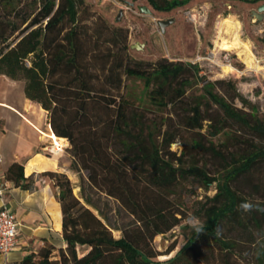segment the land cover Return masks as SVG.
Instances as JSON below:
<instances>
[{
  "label": "trees",
  "instance_id": "trees-1",
  "mask_svg": "<svg viewBox=\"0 0 264 264\" xmlns=\"http://www.w3.org/2000/svg\"><path fill=\"white\" fill-rule=\"evenodd\" d=\"M147 1L169 12L192 0ZM88 12L85 0H0V76L22 82L24 96L47 112L53 141H69L79 179L76 195L66 173H42L56 190L64 247L46 242L18 264H264V211H241L249 200L235 187L254 173L264 179V117L233 80L206 81L188 94L197 66L135 60L128 30ZM133 78L154 107L167 110L160 124L127 97ZM178 136L184 149L210 159L185 162L184 151L170 149ZM4 177L24 190L34 185L23 163ZM190 178L206 188L215 183L197 213L204 232L193 228L159 259L175 245L161 253L155 237L190 218L168 192ZM111 199L133 217L119 238L107 223Z\"/></svg>",
  "mask_w": 264,
  "mask_h": 264
},
{
  "label": "rangeland",
  "instance_id": "rangeland-1",
  "mask_svg": "<svg viewBox=\"0 0 264 264\" xmlns=\"http://www.w3.org/2000/svg\"><path fill=\"white\" fill-rule=\"evenodd\" d=\"M85 2L89 7V15L104 19L111 26L128 30L129 53L133 59L151 62L167 59L175 63L194 64L198 68V73L192 74L193 86L187 88L188 94L200 93L206 81L233 80L243 96L264 117V11L258 10L259 6L264 4V0L256 3L240 0H192L189 4L169 12L154 10L147 0H85ZM142 6H146L152 13L141 11ZM168 19H173V22L162 32L158 21ZM235 38L239 40V48L222 50L223 41H233ZM135 45L139 48L137 49ZM196 80L198 81L195 84ZM126 85L127 97L136 105L146 107L148 111H145V115L150 119H158L160 124L162 117L168 115L167 110L157 109L149 102L144 94L143 81L133 78L126 80ZM140 96L143 97L140 99ZM0 100L12 104L13 107L8 104L2 105L17 109L23 114L31 112L44 119L47 115L38 105L25 98L22 82L6 76H0ZM27 108L29 112H25L24 109ZM5 109L8 108L0 106V117L5 114ZM5 115L8 119L7 132L12 133L14 127L9 122L11 116L9 113ZM159 126L162 131L165 129ZM40 132L44 134L42 130ZM45 135L53 141L51 132ZM54 144L59 146L55 142ZM170 149L176 152L177 156L184 151L185 162L194 161L199 166L202 165L204 158L210 159L190 148L184 149L179 136L171 144ZM1 166H4L3 162ZM208 169L209 175H214L216 167L212 161L209 162ZM68 173L74 185V193L79 195L78 176L72 170ZM235 187L249 201L264 202V179L261 174L245 176L235 184ZM215 192V183L206 188L202 182L190 178L180 181L168 195L187 212L188 217L198 218L197 213L201 206ZM105 208L110 216L107 223L112 227L114 236L119 238L121 236L119 228L129 224L133 217L120 208L114 199H111ZM192 230L193 227L187 220L168 233L157 235L154 246L161 253L175 245L170 254L161 255L159 259L173 255L185 243Z\"/></svg>",
  "mask_w": 264,
  "mask_h": 264
},
{
  "label": "crops",
  "instance_id": "crops-1",
  "mask_svg": "<svg viewBox=\"0 0 264 264\" xmlns=\"http://www.w3.org/2000/svg\"><path fill=\"white\" fill-rule=\"evenodd\" d=\"M2 104H12L0 100V106L8 108L5 109V114L9 113L11 116L9 122L14 131L7 132L8 119L5 114L2 115L0 176H4L11 164L19 162L24 164L25 177L34 179L33 187L27 190L16 187L5 179L7 187L0 196V207L7 206L12 209L19 223L17 246L7 256L0 254V264H18L24 256L36 252L46 242L56 247H64L61 235V208L56 190L53 180L42 173L54 171L69 174L72 157L68 152L70 144L66 138L59 137L66 140V146H57L45 135L52 132L47 115L44 119L31 112L23 114ZM24 110L29 112L28 108ZM2 162L4 166H1Z\"/></svg>",
  "mask_w": 264,
  "mask_h": 264
},
{
  "label": "built area",
  "instance_id": "built-area-1",
  "mask_svg": "<svg viewBox=\"0 0 264 264\" xmlns=\"http://www.w3.org/2000/svg\"><path fill=\"white\" fill-rule=\"evenodd\" d=\"M7 181L0 176V196L4 194ZM19 223L12 211L7 206L0 207V254L9 255L18 243ZM6 264V263H3Z\"/></svg>",
  "mask_w": 264,
  "mask_h": 264
},
{
  "label": "clouds",
  "instance_id": "clouds-1",
  "mask_svg": "<svg viewBox=\"0 0 264 264\" xmlns=\"http://www.w3.org/2000/svg\"><path fill=\"white\" fill-rule=\"evenodd\" d=\"M239 208L241 211L244 212H251L253 210H259V211H264V209H260L258 208L256 205H254L253 203L249 202V201H242L239 205ZM188 223L191 227H193L195 229V231L197 233H203L204 229H205V225L202 221H200L198 218L196 217H190L188 219Z\"/></svg>",
  "mask_w": 264,
  "mask_h": 264
},
{
  "label": "water",
  "instance_id": "water-1",
  "mask_svg": "<svg viewBox=\"0 0 264 264\" xmlns=\"http://www.w3.org/2000/svg\"><path fill=\"white\" fill-rule=\"evenodd\" d=\"M259 11H264V4L263 5H260L259 8H258ZM141 11L145 12V13H148V14H151L152 11L150 9H148L146 6H142L141 7ZM118 18H120V15L118 16ZM171 22H173V19H168V20H159L158 21V24L160 25L161 27V31L164 32L165 31V28L167 25H169ZM135 47L138 49V45Z\"/></svg>",
  "mask_w": 264,
  "mask_h": 264
},
{
  "label": "bare ground",
  "instance_id": "bare-ground-1",
  "mask_svg": "<svg viewBox=\"0 0 264 264\" xmlns=\"http://www.w3.org/2000/svg\"><path fill=\"white\" fill-rule=\"evenodd\" d=\"M221 48L225 50H233L239 48V40L236 38L233 41H223Z\"/></svg>",
  "mask_w": 264,
  "mask_h": 264
}]
</instances>
